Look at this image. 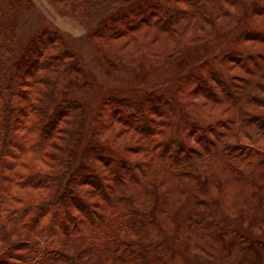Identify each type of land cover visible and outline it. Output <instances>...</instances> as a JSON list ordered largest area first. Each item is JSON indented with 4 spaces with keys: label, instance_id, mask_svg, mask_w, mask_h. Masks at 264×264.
Listing matches in <instances>:
<instances>
[{
    "label": "trees",
    "instance_id": "obj_1",
    "mask_svg": "<svg viewBox=\"0 0 264 264\" xmlns=\"http://www.w3.org/2000/svg\"><path fill=\"white\" fill-rule=\"evenodd\" d=\"M1 1L0 264H164L172 251L162 236L166 229L163 221L155 219L152 211V202L158 198L163 199L158 207L162 211L170 208L186 223L185 212L188 220L196 218L201 223L200 230L214 229L217 243L224 248L223 254L214 255L216 259L240 264L262 257L264 232L254 236L245 229L246 235L235 231L233 224L240 227L235 215L215 208L208 199L188 196V185L206 193L198 161L220 158L234 182L254 186L251 212L264 227V109L259 110L264 107V48L247 47L222 56L225 61L233 57L240 63L242 74H234L232 65L224 60L217 64L222 71H217L211 62L216 57L202 54L193 67L205 69V75L187 85L190 91L186 97L204 90V98L213 104H226L231 114L216 119L192 116L194 122L184 121L187 136L174 138L171 104L175 94H182L181 84L171 95L169 84H156L153 89L152 85H140L150 93H161L157 98L168 109L160 115L146 104L152 96L144 92L129 96L125 90L119 93H127L131 99L122 96L111 100L114 111L104 116L90 106L82 89L99 88L101 83L104 94L112 95L120 87L93 81L98 76L89 60L82 56V66L79 64L71 49L74 43L59 29L42 26L17 45V30L6 25ZM260 3L89 0L88 6L108 10L106 14L115 10L114 17L102 15L93 26L92 33L98 37L111 41L129 34L135 37L144 24L148 30L155 24L168 35L175 32L176 45L172 47L183 58L190 55L193 40L200 35L197 24L201 21L211 20L225 32L231 30L232 34L216 44L217 52L228 38L238 41L243 36L264 43V29H241L242 21L253 11L264 13V3ZM182 20L190 31L176 26L185 23ZM215 29V24L210 25L204 33L201 30L202 36ZM78 49L76 44V53ZM109 50L112 56L121 54L114 44ZM82 68L89 71L86 76ZM107 102L103 101V107ZM115 124L118 128L113 129ZM108 130L114 137H125L122 144L114 137L112 144L106 140ZM192 142L202 143V148ZM251 168L261 170V182L248 180ZM153 170L168 177L161 179L158 174L155 178ZM183 197L186 205H180Z\"/></svg>",
    "mask_w": 264,
    "mask_h": 264
},
{
    "label": "rangeland",
    "instance_id": "obj_2",
    "mask_svg": "<svg viewBox=\"0 0 264 264\" xmlns=\"http://www.w3.org/2000/svg\"><path fill=\"white\" fill-rule=\"evenodd\" d=\"M1 2L5 10L4 20L6 25L11 30H17V45L24 42V37L38 31L42 26H46L48 29H59L63 32L61 33L66 37V40L69 39L70 43H74V47L71 49L76 55L79 64L82 66L80 61L82 60V56L85 60H89V66L93 68L92 70L94 74L99 78L93 81L96 83L102 82L108 86L118 85L120 87L112 95V92L104 94L106 90L103 87L101 88V83L99 88L82 89L81 93H83V95L85 94V96H89L88 100L90 106L94 108L95 111H101L103 115H109L110 112L114 111V109H111L110 107L111 100L122 96H128L127 93H119L125 90L130 92L129 96H135V94L142 92L150 95L149 97L152 96L150 102H147L146 104L160 115L168 109V107L163 104L164 101L162 102L161 99L157 98V96L160 98L162 97L161 93H155L153 91L150 93L140 85H144V87H146L145 85H152L153 89L156 84H169V86L171 85L172 87H169L171 95L174 93V90H178L181 84L182 94L180 92L179 94H175L177 95V98H174V101L171 104V111L175 113V117L170 119L171 124L173 125V127L171 126L173 128L172 130L175 132L173 136L174 138H176V136L183 138L187 136L188 131L186 129L188 128L185 129V123L194 122V120L190 119L192 116L216 119L218 117L227 118L231 114L225 109L226 104H213L210 99L204 98V94H202L204 90H200L193 96H189V98L186 97V93L190 91L188 86H190L192 82L197 83V76L205 75V69L193 67L195 62L199 60L200 56L202 54H212L213 57H216H212L213 60L211 62L214 64L213 66H215V64L217 65L221 60H224V62L227 61L228 64L232 65L234 68H232L234 74L235 72L242 74L243 67H240V63L237 64L236 61L235 63L232 60L233 57H231V59H229L230 57H226L230 61H225V58H222V56L234 55L238 49L240 51V49L247 47H250L253 50L264 48L263 42L259 40H249L247 38L245 39L242 36L238 41L228 38L226 44L221 47L222 49L218 52L215 51L214 48L216 44L223 41L225 37L232 33L231 30L225 32V30L220 29L215 22L213 23L209 20L210 22H198L197 29L200 31V35L197 36L196 39H192L193 46L188 51V54L190 55L182 58V55H180L181 53H177L175 47H172V45H176L174 42V37L176 38L174 35L175 32H170L171 34L168 35L160 28H157L155 24H152L151 30H148L149 28L144 24V27L140 28L141 30L137 32L135 37L130 36L129 34L121 38H116L115 40H112L113 42L111 39L109 40L108 38L104 39L98 37L97 33H92V31H94L93 26L98 22L102 15H105L106 17L110 15L114 17L115 10L106 14L108 13V10L102 9L101 7H89V0H86L84 4H75L70 0H2ZM247 2L248 4L251 2L262 5L260 2L264 3V0H246V3ZM256 10L252 12L250 17L248 16V19L242 21L244 23L242 24L241 29H249V27H253L254 29H264V13H258L259 9ZM135 19L136 18L133 20ZM182 21L186 23V26L185 23L177 24L176 26L180 30H183L188 25L186 20ZM214 24L216 29L212 32L210 31L209 35L208 32H206V35L204 36L203 34L202 36L201 30L204 29V33L206 28H209L210 25L212 27ZM100 25L101 23H99V26ZM187 28L185 30L190 31L189 26ZM122 29L125 30L127 27H123ZM76 44L81 52L79 49L78 53L75 52ZM110 44L116 45L121 54L112 56L109 50ZM212 51L213 53H211ZM228 52H232L233 54H229ZM124 53L126 56L122 57V54ZM107 55L113 59L111 62H109L110 58L109 60L106 59ZM218 66L219 65L215 67L217 68V71L221 72L222 69L220 70ZM83 71L85 76L87 72L89 73V71ZM193 75L194 77H192ZM228 79L229 78H227V80ZM90 80L92 81V79ZM167 81L169 82L167 83ZM208 83H210V81ZM132 85L137 86L134 89H130L129 87ZM210 85L213 87V83H210ZM185 86L188 88H184ZM218 86L219 85H216V88H218ZM84 88H86V85ZM200 88L202 89V87ZM184 89H186V91H184L183 95ZM129 96L127 99L130 98ZM103 101L109 102L103 107ZM111 106L115 107L116 104L112 103ZM263 109L264 107H259L260 111ZM92 111L94 112V110ZM91 120L92 116L86 119L88 123ZM116 128H118V124H115L113 127V129ZM108 131H111V134L108 133L106 135L105 138H109L106 140H110L111 142L115 138L116 140L114 141L120 142L119 144H122L125 140L123 139L125 137H114L112 135V130ZM195 137L197 138L198 136L196 135ZM201 144L202 143L199 144L192 142V145L198 147V149L202 148ZM192 154L196 156V150H194ZM198 162L202 164V168H198L201 177L206 182V193L202 191L200 193L197 189L194 190L193 184H190L188 185V196L192 194L193 196L200 197L202 200L208 199L212 202L215 208L219 210L221 209L222 211L225 210L228 213L235 215V219H238L241 222H238L240 227L237 226V223L232 225V227L234 226L235 231L243 233L245 232L243 229H245L248 233H252L254 236L258 234L260 235L261 232H264V227H260V224L263 222L255 221L256 218L254 219V217L257 214L251 212L252 207L250 204L255 203V198H253L255 190L254 186L252 189L251 183L247 182L241 184L240 182H234L232 176L228 174L221 165L220 158L210 161L200 159ZM260 171L259 168L249 169V173L247 172V174H249L247 175L248 180L250 182H261ZM158 174L161 179L163 176L168 177L165 173L162 175L158 170H153V176L155 175V178H157L156 175L158 176ZM162 189H164V187ZM172 196L177 197V194L173 193ZM183 199L185 200L180 205H186V198L183 197ZM162 200V198H158V200L152 202V211L154 212L155 219L157 217L163 221L162 224L166 229L162 230V236L167 238L166 240L169 243V248L172 251V253L168 254L169 256L164 264H225L222 257H219V259L214 257V255L220 256L219 254H223L224 252L221 243H217V235L214 234V229L200 230L201 223H199L196 218L192 221L188 220L184 214L185 212L183 215L186 223L182 215H180V217L174 215V210L171 211V209L168 208L166 211H162L161 208H158L162 203ZM168 206L170 207V205ZM174 207L176 208V206ZM162 231H160V233ZM243 234L246 235L245 233ZM226 242L227 241H225V245ZM233 242H238L235 233L233 236ZM212 245L216 247L213 249ZM228 248L231 249V247ZM263 257L264 254L262 257L260 256V258L256 259L254 263H249L246 259L240 261V264H264Z\"/></svg>",
    "mask_w": 264,
    "mask_h": 264
}]
</instances>
